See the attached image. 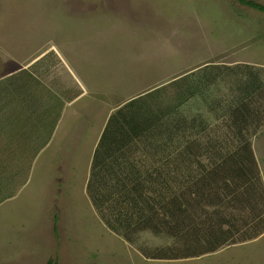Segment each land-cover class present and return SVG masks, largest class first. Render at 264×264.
Returning <instances> with one entry per match:
<instances>
[{"label": "rangeland", "instance_id": "rangeland-1", "mask_svg": "<svg viewBox=\"0 0 264 264\" xmlns=\"http://www.w3.org/2000/svg\"><path fill=\"white\" fill-rule=\"evenodd\" d=\"M7 69L0 96L38 99L26 106L62 111V124L47 150L0 152V264H264V232L198 257L153 258L180 244L148 230L126 241L86 192L109 117L133 99L182 104L205 121L203 143L229 135L245 79L264 85V13L238 0H0V79ZM71 75L84 92L66 106L79 93ZM247 137L264 192V120Z\"/></svg>", "mask_w": 264, "mask_h": 264}, {"label": "trees", "instance_id": "trees-1", "mask_svg": "<svg viewBox=\"0 0 264 264\" xmlns=\"http://www.w3.org/2000/svg\"><path fill=\"white\" fill-rule=\"evenodd\" d=\"M238 1L264 13V1ZM245 80L243 100L224 119L229 135L222 132L204 143L205 121L187 118L182 104L157 107L150 102L155 93L109 117L86 192L111 231L130 242L148 230L180 244L177 251L152 256L158 259L198 257L264 232V192L247 137L264 120L259 110L264 85Z\"/></svg>", "mask_w": 264, "mask_h": 264}, {"label": "crops", "instance_id": "crops-1", "mask_svg": "<svg viewBox=\"0 0 264 264\" xmlns=\"http://www.w3.org/2000/svg\"><path fill=\"white\" fill-rule=\"evenodd\" d=\"M21 70L23 71V69L16 71L20 72ZM5 72L7 74L0 79V86H5L7 78L14 75V73L10 74L8 69ZM71 78H74V82L79 86V93L64 101L66 106L76 102L75 100L80 98L84 92L79 80L77 81L73 75H71ZM4 93L0 96V152L35 153V151L47 150L53 144L54 138L61 127L60 112L62 111H52L51 107L48 106H38L36 111L35 108L26 106V103L30 105L38 99L33 100L31 97L27 98L19 95L8 96L6 91ZM40 104L44 103L41 102ZM28 121H30V124H27ZM20 130H22V138L19 137ZM40 136L43 138L41 145L39 143ZM34 157L37 156L33 154V162H35Z\"/></svg>", "mask_w": 264, "mask_h": 264}]
</instances>
